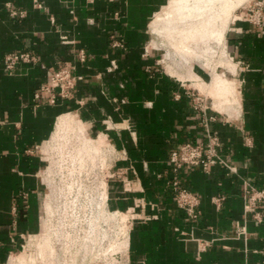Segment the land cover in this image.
<instances>
[{"label":"crops","instance_id":"crops-1","mask_svg":"<svg viewBox=\"0 0 264 264\" xmlns=\"http://www.w3.org/2000/svg\"><path fill=\"white\" fill-rule=\"evenodd\" d=\"M178 4L0 0V264H264V203L247 213L243 196L245 181L264 189V24L231 19L223 54L202 51L196 43L176 54L163 44L165 56L186 71L169 72L156 48H149L148 28ZM8 5L25 16L13 17ZM20 52L37 61L21 62L10 73L5 57ZM195 61L212 69L211 76L195 70ZM223 62L231 77L217 70ZM60 65L83 76L73 97L55 105L38 102L35 93ZM207 128L218 135L235 171L215 164L209 173L188 167L176 176L170 152L183 142L205 140ZM52 141L63 154H74L81 168L88 160L92 167L106 166L118 152L117 166L126 174L110 188L104 183L96 197L64 193L66 215L77 217L80 207L93 209L87 227L73 231L76 239L54 227L41 234L35 257L13 255L22 235L38 236L43 209L54 211L46 205L43 155ZM176 177L202 196L197 222L188 221L174 200L170 185ZM67 186L69 194L83 187L78 176ZM218 197L223 199L216 202ZM116 213L133 216L131 233L123 225L118 234L112 230Z\"/></svg>","mask_w":264,"mask_h":264},{"label":"rangeland","instance_id":"rangeland-1","mask_svg":"<svg viewBox=\"0 0 264 264\" xmlns=\"http://www.w3.org/2000/svg\"><path fill=\"white\" fill-rule=\"evenodd\" d=\"M253 1L254 0H243V3L241 2L240 5L235 8V10L230 9L229 14H228L229 16L227 17H229V19L241 17L242 14L246 10L245 8ZM172 16L173 18L174 17L176 18H174V21H171L170 25H168L170 29L166 28L168 26L164 24L163 27L162 26L160 27L159 31L154 32L153 23L152 25H150V27L148 28V32L150 36V39L148 40V44H149L150 49L152 47L156 48V52L160 54V58H159L160 64L166 70H168L169 72H171V70H175L178 73L185 74L186 71H184V69L181 66H179L178 62H176L177 60L165 56L167 49L163 44L166 43L167 47L169 46L171 50H175V51L179 50L181 52H188L189 46H191V44L193 43H196L197 46H200L199 48L202 51L205 50L207 51V53L210 52V53L216 54L218 53L220 49V45H219L220 43L218 44L217 40L215 39L214 40L211 39L212 41L209 40V37L206 38V40L198 39L197 41H193L191 38H185L186 33L183 34V32L184 31L186 32V29L188 30V28H186L187 27L186 24L184 23L182 24L179 21V19H177L178 17L177 12L175 14H172ZM215 23L217 22H213V24ZM180 25L184 26L183 27L184 29ZM211 27L212 26H210L208 30L213 28ZM215 45H216V48H215ZM193 68L195 70H201L205 72L209 77L211 76L212 69L206 67L203 62L195 61L193 63ZM217 70L225 71V74L228 77H231L232 75V73L230 72V69L226 65L219 66ZM43 153L42 154L45 155V159H46V162H45L46 166L44 169H46L45 174H46L48 184H49L48 190H47L49 195L46 200V205L48 204L51 205L54 211L53 213L51 212V214L47 212L46 214H44L45 212L43 209L44 215H43V218H41L40 220L41 229L37 234L38 236L34 237V236L26 235L25 239H23L19 247L13 252V255L24 252L27 256L35 257V255H37L38 253L37 243L39 239H41V234L50 232L51 228H54V227H58L62 229L63 231L70 232L69 234L70 237L68 238L76 239L75 238L76 233L73 231L78 230L77 229L79 228L78 226L87 227L91 214L93 213V209L91 210V208L88 207L86 211L83 210L82 214L77 217L66 215L68 211L63 206L64 201L66 200V195L64 193L67 192V195L69 197H74L76 196L77 193L81 194V198L85 197L86 194H90L96 197V195H98L100 191L102 190L104 183L108 184L106 185V188L107 187L110 188V183L112 180H119L120 178H123V176L126 174V170L124 168H119L117 166V162L121 158V155L118 154V152H114L111 158L109 157L106 159V162L108 163L106 166L105 165L102 166L98 162L97 166L92 167L91 161L88 160L86 161L85 168L77 167L75 164L74 157H72V155L74 154H71V153L63 154V152L60 149H58L55 141H52L51 143H49ZM77 176L80 178V181L83 187L82 189L77 190L78 186H76L75 189L72 190V193L69 194L67 190L68 181H70L71 178H75ZM132 187L133 189L135 188V186L133 185ZM115 217H116V222L113 224L112 230L114 229L116 234H118L121 231L120 225H123L125 226L126 230H128L127 232L131 233V229L134 224L133 222L135 221V219L132 218L133 216L129 215L126 217L122 213H116ZM102 225L106 227L105 223H102ZM129 233L127 236H129ZM58 234L59 233H57L56 235V239L59 236ZM123 237L125 238V235H123ZM56 247L58 249V252L61 255L62 245L58 243L56 244ZM52 264H55V263H52ZM115 264H118V263H115Z\"/></svg>","mask_w":264,"mask_h":264},{"label":"built area","instance_id":"built-area-1","mask_svg":"<svg viewBox=\"0 0 264 264\" xmlns=\"http://www.w3.org/2000/svg\"><path fill=\"white\" fill-rule=\"evenodd\" d=\"M9 8L13 17H24L26 14L24 10L19 11L10 6ZM245 9V12L240 17L241 19L247 20L258 26L264 24V0H254ZM114 45L123 47V43L119 40H115ZM79 57L81 61H85L86 53L83 50L80 51ZM31 61L35 62L37 58L32 56L29 52L8 53L5 57V66L6 69L12 73L16 70L19 63ZM113 67H116V65L113 64ZM82 78L83 76L76 73L71 66H57L56 69L49 73L48 80L42 84L35 93V100L41 103L45 100L51 105L57 104L59 100H68L73 97L77 84ZM201 101L202 100L199 99V103ZM206 132L205 140L200 142H183L178 148L170 152L169 161L176 176H179L180 172L188 167H200L205 172L209 173L211 167L215 164H222L231 171H235L221 152V142L218 135L213 133L209 128H207ZM170 187L174 192V200L177 206L186 211L187 220L197 222L202 214L201 194L187 189L178 177L171 182ZM243 196L245 200V212L247 213L256 208L259 203H264V189L256 187L251 182H244ZM222 199L223 198L218 197L216 198V202H220ZM45 210V214L46 212L51 214L47 206ZM82 212L83 209L80 207L78 216H80ZM255 218L259 221L262 220L259 213L255 214ZM244 229V227L241 228L240 233H244ZM25 236L26 235H22V238L25 239Z\"/></svg>","mask_w":264,"mask_h":264},{"label":"bare ground","instance_id":"bare-ground-1","mask_svg":"<svg viewBox=\"0 0 264 264\" xmlns=\"http://www.w3.org/2000/svg\"><path fill=\"white\" fill-rule=\"evenodd\" d=\"M243 3V0H179V4L177 7L174 8V10H167L165 11L163 16H160L156 21L153 22V30L155 31H159L160 27L164 24H166L167 26L170 25L171 21H174V17L172 16V14H175L177 12L178 17L177 19H179V21L183 24H186V28H188V30L186 29V32L184 31V33H186V37L185 38H191L193 41H197L199 40H206V38L209 37V40L211 39H215L217 40V43L222 46L223 40H224V36H225V31L228 25V22L231 20L229 19V11L230 9H234L240 5V3ZM247 2V1H246ZM233 15V14H231ZM173 18V19H172ZM229 19V20H228ZM236 19V18H235ZM234 19V20H235ZM213 22H217L215 24H213ZM188 24V25H187ZM215 25V26H214ZM182 28L184 26L180 25ZM210 26H212L210 30H208L210 28ZM165 27V26H164ZM166 28H169L166 27ZM170 29V28H169ZM184 29V28H183ZM188 33V34H187ZM165 39V38H164ZM181 41V40H180ZM183 41V40H182ZM212 41V40H211ZM200 43V42H198ZM191 44V43H190ZM166 45V43H165ZM194 45V44H192ZM196 45V44H195ZM169 47V46H168ZM216 48V45H215ZM219 48V47H218ZM222 49H219L221 51V54L224 53V46L220 47ZM172 52V51H171ZM174 52V50H173ZM169 53V52H168ZM171 54V53H170ZM177 54V51H176ZM180 55V54H179ZM203 55V54H201ZM170 56V55H169ZM172 56V55H171ZM174 56V55H173ZM195 56V55H194ZM209 57V56H208ZM207 57V58H208ZM224 57V56H222ZM175 58H177V55L175 56ZM181 58V56H180ZM178 57V59H180ZM187 58V57H186ZM194 58V57H193ZM201 59V58H200ZM209 59V58H208ZM226 59V58H225ZM224 59V60H225ZM183 60V59H182ZM193 60V59H192ZM219 60V59H218ZM204 61V60H203ZM184 61H182L183 63ZM224 63V62H223ZM210 64V63H209ZM188 65V64H187ZM225 65V63H224ZM186 68V67H185ZM190 68V67H189ZM217 73V72H216ZM219 74V73H218ZM223 76V75H222ZM199 81V80H198ZM204 81V80H203ZM227 85V83H226ZM233 85V83L231 84ZM221 87V86H220ZM226 89V88H225ZM236 89V88H235ZM231 92V91H230ZM235 92V91H234ZM233 94V93H232ZM236 94V93H234ZM233 96V95H232ZM229 98V97H228ZM229 100V99H228ZM65 117V116H64ZM64 120V119H63ZM69 120V119H68ZM71 120V119H70ZM67 120H65L66 122ZM73 121V120H72ZM62 121H60L61 123ZM63 123V122H62ZM61 123V125H63ZM67 123V122H66ZM75 123V122H74ZM71 125V123H68ZM66 126V125H65ZM58 127L60 128V126L58 125ZM68 127V125H67ZM65 128V127H64ZM63 128V129H64ZM62 130V128H61ZM65 130V129H64ZM68 131H70V128L67 129ZM66 130V132H67ZM63 131V130H62ZM75 131V130H74ZM58 133V132H57ZM64 133V132H63ZM59 134V133H58ZM60 136V135H59ZM56 137V136H55ZM58 138V137H57ZM56 138V139H57ZM63 138V135H62ZM65 138H63L64 140ZM87 139V138H86ZM61 141V139H60ZM87 144V143H86ZM87 147H89L87 145ZM86 147V148H87ZM91 147V146H90ZM81 149V148H80ZM101 149V148H100ZM79 150V149H78ZM88 151V150H87ZM90 151V149H89ZM95 151V150H94ZM102 152V151H101ZM91 153L93 154V152L91 151ZM80 154V153H79ZM82 154V152H81ZM90 154V153H89ZM88 154V155H89ZM91 154V155H92ZM84 158V157H83ZM77 181V180H76ZM76 184V183H75ZM74 184V185H75ZM71 191V190H70ZM71 193V192H70ZM106 198V197H105ZM103 199V198H102ZM105 200V199H104ZM106 201V200H105ZM102 202V201H101ZM104 202V201H103ZM105 203V202H104ZM98 212V211H97ZM96 213V212H95ZM94 213V214H95ZM102 213V212H101ZM100 213V214H101ZM99 214V213H98ZM97 215V214H96ZM95 215V218L97 217ZM100 216V215H99ZM102 217V215L100 216ZM94 218V219H95ZM98 218V217H97ZM99 219V218H98ZM94 221V220H93ZM95 224L97 225V221L95 220ZM111 222V221H110ZM95 226V225H94ZM93 227V226H92ZM99 228V227H98ZM97 228V229H98ZM96 228H94L95 230ZM101 230V228H100ZM96 232V230H95ZM99 232V231H98ZM66 233V232H65ZM64 235V234H62ZM73 235V234H72ZM94 235V234H93ZM93 235H91L92 237H94ZM97 235V234H96ZM66 236V235H65ZM90 236V239L92 238ZM69 242V241H68ZM54 243V242H53ZM127 243V242H126ZM74 244V243H73ZM89 246V245H88ZM86 248V247H85ZM89 248V247H88ZM85 249V251L88 250ZM92 248V247H91ZM91 250V249H90ZM83 252V251H82ZM88 252V251H87ZM84 253V252H83ZM86 253V252H85ZM92 253V252H91ZM81 256L83 254L79 253ZM87 254V253H86ZM80 256V260L82 259V257ZM85 255H83L84 257ZM87 256V255H86ZM85 258V257H84ZM86 263V261L84 262ZM60 264V263H59ZM67 264V263H66Z\"/></svg>","mask_w":264,"mask_h":264}]
</instances>
